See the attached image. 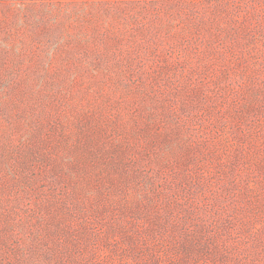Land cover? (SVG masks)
I'll use <instances>...</instances> for the list:
<instances>
[{"label":"rangeland","instance_id":"rangeland-1","mask_svg":"<svg viewBox=\"0 0 264 264\" xmlns=\"http://www.w3.org/2000/svg\"><path fill=\"white\" fill-rule=\"evenodd\" d=\"M0 264H264V0H0Z\"/></svg>","mask_w":264,"mask_h":264}]
</instances>
